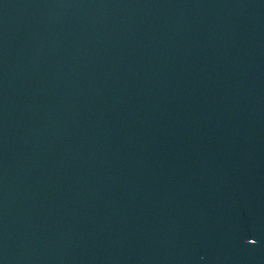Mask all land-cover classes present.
Returning a JSON list of instances; mask_svg holds the SVG:
<instances>
[{"label":"water","instance_id":"water-1","mask_svg":"<svg viewBox=\"0 0 264 264\" xmlns=\"http://www.w3.org/2000/svg\"><path fill=\"white\" fill-rule=\"evenodd\" d=\"M0 264H264V0H0Z\"/></svg>","mask_w":264,"mask_h":264}]
</instances>
